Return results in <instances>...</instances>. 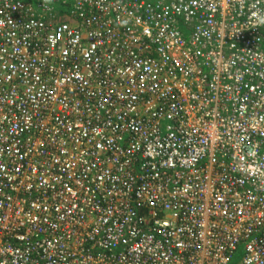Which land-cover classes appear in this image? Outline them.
I'll use <instances>...</instances> for the list:
<instances>
[{
	"label": "built area",
	"instance_id": "built-area-1",
	"mask_svg": "<svg viewBox=\"0 0 264 264\" xmlns=\"http://www.w3.org/2000/svg\"><path fill=\"white\" fill-rule=\"evenodd\" d=\"M0 264H264V0H0Z\"/></svg>",
	"mask_w": 264,
	"mask_h": 264
}]
</instances>
